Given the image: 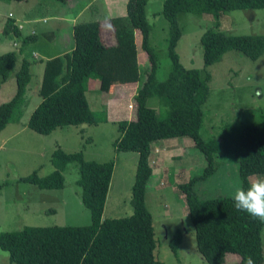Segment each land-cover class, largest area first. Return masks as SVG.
<instances>
[{"label": "trees", "instance_id": "16d2710c", "mask_svg": "<svg viewBox=\"0 0 264 264\" xmlns=\"http://www.w3.org/2000/svg\"><path fill=\"white\" fill-rule=\"evenodd\" d=\"M26 1V0H15ZM63 3L67 0H58ZM147 0H128L125 15L107 19L113 43L104 38L100 20L73 25V48L62 55L44 60L39 88L40 102L31 111L27 126L40 134H49L57 127L98 124L107 121L106 109L101 114L90 109L87 82L98 80V88L109 92L114 84L136 82L139 78L135 32L140 47L147 53L149 65L134 96L135 114L119 120V135L114 139L116 151L136 152L137 162L131 187L132 213L118 218H102L114 163L86 160L82 151L65 152L60 147L51 154L54 170L40 176L34 170L20 180L40 189L64 187L67 164L75 163L81 187V201L90 211L91 223L82 226H28L0 232V248L8 252L15 264H165L154 255L155 232L151 213L145 204L147 183L152 174L151 145L158 139L187 136L203 154L206 166L198 176L177 184L183 193L189 217L195 230L196 248L206 264H224L227 253L239 256L235 264H245L251 256L263 264L261 229L264 223L253 220L234 208L231 196L200 198L195 184L215 170V156L232 153L239 163L241 187L247 189L249 177L264 174V122H231L223 125L216 137L200 136L202 105L209 96L211 78L207 66L217 62L228 50H237L251 59L264 52V34H226L206 29L200 38L203 68H186L176 52L181 36L177 15L181 11L207 12L213 15L215 27L223 11L264 8V0H163L161 12L168 22L166 55L170 59L167 77L156 76L158 55L149 43L151 26L145 15ZM3 32H13L25 46L36 40L35 34L22 36L12 20ZM17 64L13 51L0 54V82L8 79ZM31 61L20 60L15 71L16 91L0 103V131L10 121L28 86ZM152 98V106L147 104ZM163 111L159 114V111ZM182 240L176 229L169 240L174 252Z\"/></svg>", "mask_w": 264, "mask_h": 264}, {"label": "rangeland", "instance_id": "374dc122", "mask_svg": "<svg viewBox=\"0 0 264 264\" xmlns=\"http://www.w3.org/2000/svg\"><path fill=\"white\" fill-rule=\"evenodd\" d=\"M127 1L81 0L71 5L58 0H0V54L13 51L17 55V64L8 79L0 82V103L15 94V71L20 60L26 58L32 63L31 80L21 101L14 108L9 123L0 131V232L17 230L25 225L82 226L91 223L90 211L83 205L81 187L76 183L79 173L75 163L67 164L63 171L65 181L61 189H40L20 180V177L34 170L40 176L54 170L51 154L58 147L65 152L80 150L86 160H112L113 178L111 184L109 183L103 217L118 218L132 213L130 199L135 163L131 157L136 152H119L114 149L113 141L119 135L116 121L67 125L57 127L49 134H40L27 126L31 111L41 100L39 87L44 70L43 61L59 56L69 43L51 40L48 36L51 29L53 32L57 28L60 32L66 29L67 25L56 26V23L63 22L59 21V16L65 15V9L75 15L80 7L90 2L73 22L100 20L104 38L113 43L107 19L125 15ZM162 2L163 0H147L145 6V15L151 26L149 43L158 55L156 76L159 80L167 77L170 68V59L166 55L168 22L160 13ZM36 5L41 6L34 8ZM7 17L24 26L23 36L34 28L30 34L36 33L38 39L24 46L21 38L13 32L5 34L3 29ZM177 21L181 36L176 52L186 68H203L200 38L208 28L234 35L264 34V8L223 11L217 27L213 15L207 12L181 11L177 15ZM67 23L70 27L72 20ZM135 43L139 68L136 82L114 84L111 91L103 92L98 88V80H88L85 95L90 109L95 113L101 114L105 109L107 112V103L112 97L117 99L119 106V114L112 115V119L134 117L135 106H129L131 110L127 105L134 104V96L149 65L147 53L140 47L137 31ZM207 69L211 75L209 96L202 105L203 120L200 128V136L204 140L216 137L226 123L264 122V52L256 59H251L244 53L231 49L219 61L208 65ZM147 104L152 106L153 99H148ZM162 112L159 111V114ZM172 139H183V143L177 148L168 147L161 154L166 158L159 157L156 164L150 160L153 171L148 181L145 203L152 216L157 243L154 255L165 264H206L196 248L195 230L184 195L176 186L200 175L206 161L203 154L194 148L190 137ZM158 144L160 143L157 146ZM214 161V172L195 184L200 198L232 196L235 189L241 187L238 159L232 153L218 154ZM160 166L164 167L165 172ZM122 176L126 177L124 183L120 182ZM258 176L264 174L251 175L250 183ZM114 207L118 213L111 214ZM176 229H180L182 240L174 252L169 247V240ZM261 238L264 254V224ZM238 260L237 254L227 253L224 264H235ZM0 264H15L9 261L8 252L1 248Z\"/></svg>", "mask_w": 264, "mask_h": 264}, {"label": "crops", "instance_id": "0c3cea01", "mask_svg": "<svg viewBox=\"0 0 264 264\" xmlns=\"http://www.w3.org/2000/svg\"><path fill=\"white\" fill-rule=\"evenodd\" d=\"M27 1L28 0H26V2ZM79 2H81V0H68L67 1V3H69L71 5L77 4ZM89 3L90 2H87L85 5H83L82 7H80L79 8V11L75 15L73 14V12L72 13L69 12V9H65V15L64 16H59V18L57 17L59 19V21H63V22L56 23V26L67 25V27H66L65 30H62L61 32L58 31L59 28H57V30H54V32H53V29H51V32L49 33L48 36H49V38L51 40H58L60 42H69L67 44V46H65V47L63 46L65 48V50H62L63 52L60 55L69 52V50H71L73 48L72 30H73V25L75 24L73 21H74L75 17H77L85 8H87L90 5ZM40 6L41 5H36L34 8H38ZM64 7H65V5H64ZM7 20H12L13 21V24L19 29V31L21 32V35L23 36L22 31L24 29V26L22 24L16 23L14 19H11V18L9 19L8 17L5 20V24H6ZM30 20H32V19H30ZM30 20H27V21H30ZM68 20H72V24L70 25V27L68 26V23H67ZM19 26H21V28H19ZM32 29H34V28H32ZM32 29L30 31H28L26 34H24V36L29 35L30 32L33 31ZM35 35H36V33H35ZM37 39L38 38H37V35H36V40ZM113 86L114 85L111 86L110 91H111V89H112ZM134 104H135V102H134ZM129 105H131V103H129L127 105V107L129 109H131L129 107ZM133 110H135V109H133ZM118 114H119V106H118V103H117V99L116 98H113L112 99V97H110L109 100H108V103H107V116H108L107 119L118 122L119 120H121V118H114V119H112V117H113L112 115H118ZM130 118L129 117H126V118H123L122 120H128ZM172 138H180V137H172ZM172 138L158 139V140H156L155 142L152 143V145H151V153H150V160L152 161L153 164H156V161L158 160L159 157H163L162 159L166 158L165 156H162L161 154L164 151H166V149L168 147H170V148H177L178 146H180L183 143V139H172ZM168 139H172V140L171 141H167ZM157 143H160V144H158V146H157ZM153 145H156V147L153 146ZM153 147H155L154 150H153ZM173 156H175V155H173ZM137 157H138L137 153L135 155H133V157H131V159H133V163H135V169H136ZM199 161H200V157H199ZM160 168H161V170L163 172H165L164 167L160 166ZM152 171H153V169H152ZM112 178H113V172H112L110 184L112 182ZM125 178H126L125 176H122V179H121L120 182L124 183ZM132 184H133V182H132ZM147 188H148V183H147ZM147 188H146V190H147ZM108 190H109V188H108ZM110 212H111V214L112 213H118V210L116 209V207H114V208L111 209ZM102 218H106V217H103V214H102Z\"/></svg>", "mask_w": 264, "mask_h": 264}, {"label": "clouds", "instance_id": "9594fccd", "mask_svg": "<svg viewBox=\"0 0 264 264\" xmlns=\"http://www.w3.org/2000/svg\"><path fill=\"white\" fill-rule=\"evenodd\" d=\"M231 198L238 212H244L253 220L264 223V176H258L247 189L236 188ZM245 264H256V262L248 256Z\"/></svg>", "mask_w": 264, "mask_h": 264}, {"label": "built area", "instance_id": "2783aa9c", "mask_svg": "<svg viewBox=\"0 0 264 264\" xmlns=\"http://www.w3.org/2000/svg\"><path fill=\"white\" fill-rule=\"evenodd\" d=\"M9 17H12V15L9 14ZM19 28H21V26H19ZM32 34H34V32H33ZM129 106H130V107H133L134 105H129Z\"/></svg>", "mask_w": 264, "mask_h": 264}]
</instances>
